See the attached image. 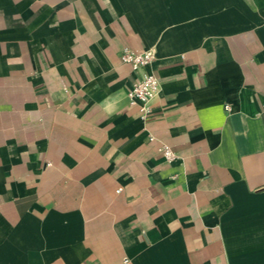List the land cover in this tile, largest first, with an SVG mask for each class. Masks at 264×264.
<instances>
[{"label": "crops", "instance_id": "0c3cea01", "mask_svg": "<svg viewBox=\"0 0 264 264\" xmlns=\"http://www.w3.org/2000/svg\"><path fill=\"white\" fill-rule=\"evenodd\" d=\"M0 264H264V0H0Z\"/></svg>", "mask_w": 264, "mask_h": 264}, {"label": "built area", "instance_id": "2783aa9c", "mask_svg": "<svg viewBox=\"0 0 264 264\" xmlns=\"http://www.w3.org/2000/svg\"><path fill=\"white\" fill-rule=\"evenodd\" d=\"M121 61L131 65L133 70L150 64L154 59V51L152 48L143 50H134L128 46H124L120 55ZM160 91V81L158 77L151 71L143 72L140 78L130 87L126 96L131 105L138 108L139 118L143 122H147L152 114V101L157 97ZM229 106L226 109L229 110ZM153 137L150 136L149 139ZM162 153L168 161L177 157V155L169 147H161Z\"/></svg>", "mask_w": 264, "mask_h": 264}]
</instances>
